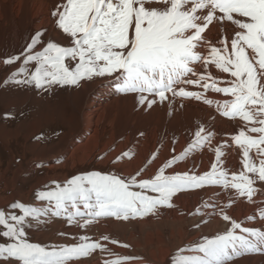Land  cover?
<instances>
[{
  "label": "snow or ice",
  "instance_id": "1",
  "mask_svg": "<svg viewBox=\"0 0 264 264\" xmlns=\"http://www.w3.org/2000/svg\"><path fill=\"white\" fill-rule=\"evenodd\" d=\"M52 15L57 28L69 38L68 45L45 44L44 33L36 32L25 51L4 57L6 65L23 57L21 67L6 83L51 89L108 78L117 92L135 93L138 103L148 107L168 100L169 94L202 99L201 92L186 90L189 85L225 94L230 99L204 98V102L215 104L224 117L243 122L232 136L242 152V168L231 171L223 166L220 145L213 149L215 161L209 170L166 174L177 160L211 145L215 133L200 125L188 147L149 178L141 176L143 169L131 176L91 171L38 191L36 198L46 202L39 207L16 201L10 205L13 211L0 209V236L11 241L0 243V258H12L17 264H71L97 249L111 254L101 241L118 243L107 235L95 240L80 236L76 243L65 245L31 242L26 233L31 227L29 218L39 223L41 216H64L69 224L86 229L99 218L156 215L161 207L174 206L177 193L206 186L234 190L252 200L258 191L254 184L264 182V0H64ZM213 22L230 23L231 37L225 32L215 43L207 40L204 34ZM38 45H43L40 50H36ZM30 63L35 64L34 70L27 67ZM212 69L229 78L221 80ZM20 73L23 79L15 80ZM128 155L123 153L117 161ZM230 203L204 204L229 222L230 228L179 247L170 264H229L243 254L264 252V227H245L233 219L226 210ZM198 213L199 208L194 214ZM258 213L264 219V208ZM133 259L138 258L118 256L104 264Z\"/></svg>",
  "mask_w": 264,
  "mask_h": 264
},
{
  "label": "bare ground",
  "instance_id": "2",
  "mask_svg": "<svg viewBox=\"0 0 264 264\" xmlns=\"http://www.w3.org/2000/svg\"><path fill=\"white\" fill-rule=\"evenodd\" d=\"M63 2L0 0V209L13 211L10 205L16 201L39 207L46 202L35 198L38 191L91 171L131 176L143 169L141 176L149 178L188 147L200 125L215 133L211 145L177 160L166 174L209 170L215 161L213 149L220 145L223 166L231 171L242 168V152L232 136L243 122L224 117L215 104L204 102V98L230 99L225 94L189 85L186 90L201 92L203 98H172L169 94L168 100L148 107L147 103H138L135 93L117 92L108 78L85 79L78 85H56L51 89L6 83L10 74L21 67L23 57L11 65L3 62L4 57L25 51L36 32L44 33L45 44L54 41L68 45L69 38L57 28L52 15ZM232 27L230 23L213 22L205 38L215 43L225 32L231 37ZM27 67L34 70L35 64ZM196 70L201 69L197 66ZM212 73L221 80L229 78L215 69ZM21 79L22 73L15 77ZM126 152L129 155L117 161ZM254 187L258 191L251 201L219 186L186 190L173 197V207H161L156 215L128 220L99 218L86 229L69 224L64 216H41L45 223H38L34 233L36 240L50 241V245H58V241L59 245L60 241L76 243L80 236L95 240L107 235L118 241H101L111 254L97 249L71 264H104L118 256L138 258L125 264H170L171 255L179 247L230 228V223L205 208V203L228 205L231 200L226 209L229 216L245 227H264L258 213L264 208V182L257 180ZM198 208L200 213L194 214ZM249 216L256 218L249 220ZM0 229L2 232L3 227ZM7 239L0 236L2 243ZM0 264L17 261L0 258ZM229 264H264V252L243 254Z\"/></svg>",
  "mask_w": 264,
  "mask_h": 264
},
{
  "label": "rangeland",
  "instance_id": "3",
  "mask_svg": "<svg viewBox=\"0 0 264 264\" xmlns=\"http://www.w3.org/2000/svg\"><path fill=\"white\" fill-rule=\"evenodd\" d=\"M46 190H49V189H46ZM35 198H36V196H35ZM37 199V198H36ZM55 219H57V218H55ZM39 220L41 221V222H39V224H38V222H37V220L35 219V218H29V223L31 224V229H29V227H27V230L26 231H28V237H29V239L31 238V237H33L30 241L31 242H35V243H41V244H45V245H50V241H39V240H36L37 239V237H36V235H35V233L34 232H36V229L38 228V225H43L44 223H45V221L43 220V218L42 219H40L39 218ZM44 222H43V221ZM33 221V222H32ZM42 222H43V224H42ZM34 223V224H33ZM38 224V225H37ZM0 228H1V226H0ZM32 230V231H31ZM0 232H1V229H0ZM33 232V233H32ZM32 235V236H31ZM6 242H11L9 239H7L6 241H5V243ZM48 242V243H47ZM71 242V243H70ZM70 242H66V241H60V245H65V244H72V243H74V242H72V241H70ZM0 243H2V242H0ZM65 243V244H64ZM57 244L59 245V241L57 242ZM48 245V246H49ZM51 246V245H50ZM81 258H85V257H81ZM79 259V258H78ZM10 260H14V259H12V258H10ZM14 261H16V260H14Z\"/></svg>",
  "mask_w": 264,
  "mask_h": 264
}]
</instances>
